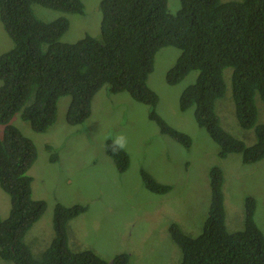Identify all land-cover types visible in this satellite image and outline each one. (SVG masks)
I'll use <instances>...</instances> for the list:
<instances>
[{
    "label": "trees",
    "instance_id": "16d2710c",
    "mask_svg": "<svg viewBox=\"0 0 264 264\" xmlns=\"http://www.w3.org/2000/svg\"><path fill=\"white\" fill-rule=\"evenodd\" d=\"M176 14L169 0H102L101 36L86 34L73 43L62 41L70 27L64 15L46 21L34 5L64 13L83 14L82 0H0V19L12 46L0 55V186L11 198L10 215H0V257L15 264H110L92 250L75 251L69 244V222L86 206L57 204L56 236L35 256L25 237L43 216L46 202L33 198L31 166L38 158L34 141L12 120L19 114L33 130L46 132L56 121L58 101L70 95V124H82L92 112L94 95L103 87L109 93L127 91L151 107L150 118L163 134L185 146L192 139L171 126L157 111L158 94L149 86L155 55L165 46L181 53L167 72L177 84L198 71L194 83L180 96V109L195 107V119L220 146L219 155L240 154L244 163L264 159V0H180ZM231 68L228 81L225 69ZM231 92L239 124L253 129L255 141L247 144L223 124L217 105ZM223 98V99H222ZM221 99V100H220ZM3 126V127H2ZM107 153L121 171L131 163L126 150ZM53 151L51 145L47 146ZM57 159L51 155V161ZM147 187L158 193L171 185L158 182L142 170ZM211 203L202 230L189 234L178 224L170 226L183 259L179 264H264V232L257 225L254 196L246 198L245 226L230 232L226 224L223 169H210ZM121 253L114 264H129Z\"/></svg>",
    "mask_w": 264,
    "mask_h": 264
},
{
    "label": "rangeland",
    "instance_id": "374dc122",
    "mask_svg": "<svg viewBox=\"0 0 264 264\" xmlns=\"http://www.w3.org/2000/svg\"><path fill=\"white\" fill-rule=\"evenodd\" d=\"M82 1L84 14L64 13L41 5H34L35 13L46 21L63 15L69 19L70 27L62 36L63 42H76L86 34L100 37L102 0ZM180 5V0H169L170 12L176 14ZM11 45L0 19V55ZM180 53L174 46L161 48L148 83L159 96L156 111L171 126L192 137L187 148L163 134L150 118L151 107L138 102L127 91L107 93L102 88L93 98L91 115L75 125L67 121L72 97L62 96L56 121L44 133L33 130L19 114L13 118L12 124L31 138L38 149V158L29 174L33 179V198L43 199L46 210L25 237L35 256H40L56 236L57 204H79L87 209L69 222V244L73 250H92L109 263L118 254L128 253L129 264H179L183 253L171 236L170 225L178 223L189 234L202 230L211 203L209 174L214 165L225 173L228 230L244 228L246 198L252 195L257 202L255 220L264 232V159L244 164L239 154L222 158L219 144L198 125L195 107L180 109L182 92L195 82L199 73L192 71L175 85L167 82V72ZM229 70L231 76V68L225 69V76ZM218 104L223 126L247 143H253L254 130L239 124L231 95L228 93ZM258 105L261 106L259 121H263L260 100ZM120 134L127 138L126 150L131 157L124 171L107 153L108 142ZM49 145L53 151L47 149ZM52 154L57 156L54 161ZM142 170L158 182L171 185V190L164 193L150 190ZM10 209L11 198L0 186V215L9 217ZM0 264L15 263L0 257Z\"/></svg>",
    "mask_w": 264,
    "mask_h": 264
},
{
    "label": "clouds",
    "instance_id": "9594fccd",
    "mask_svg": "<svg viewBox=\"0 0 264 264\" xmlns=\"http://www.w3.org/2000/svg\"><path fill=\"white\" fill-rule=\"evenodd\" d=\"M85 13V12H84ZM83 13V14H84ZM41 19V18H40ZM5 30V29H4ZM6 32V31H5ZM6 34H7V36H9L8 35V33L6 32ZM10 37V36H9ZM11 39V38H10ZM12 41V40H11ZM12 46V45H11ZM10 48V47H9ZM8 48V49H9ZM163 48V47H162ZM7 49V50H8ZM6 51V50H5ZM157 55H158V52L156 53V55H155V60H156V57H157ZM153 72V71H152ZM229 75H230V70H229V74H227V72H226V76H225V78H226V81H228V78H229ZM170 85H175V84H170ZM103 88H105V87H103ZM106 89V88H105ZM107 91V90H106ZM107 93H109L108 91H107ZM230 95H231V92H228ZM227 93V94H228ZM96 95V94H95ZM94 95V96H95ZM94 98V97H93ZM231 98H232V95H231ZM233 100V99H232ZM93 101V100H92ZM237 118V117H236ZM1 126V125H0ZM187 134V133H186ZM189 135V134H188ZM170 136V135H169ZM190 136V135H189ZM172 137V136H171ZM191 137V136H190ZM172 138H174V137H172ZM175 139V138H174ZM191 139H192V137H191ZM175 140H177V139H175ZM178 141V140H177ZM245 141V140H244ZM178 142H180V141H178ZM246 142V141H245ZM181 143V142H180ZM247 143V142H246ZM182 144V143H181ZM191 144H192V142H191ZM190 144V145H191ZM247 144H249V143H247ZM252 144V143H251ZM184 147H186L187 148V146H185L184 144H182ZM126 146H127V138L124 136V135H122V134H120V135H116L115 137H113L112 138V145H111V150L113 151V152H118V151H121V150H126ZM189 147V146H188ZM127 151V150H126ZM128 152V151H127ZM129 153V152H128ZM233 154H236V153H233ZM130 155V154H129ZM230 155V154H229ZM228 155V156H229ZM240 155V154H239ZM227 156V157H228ZM227 157H224V158H227ZM240 158H241V155H240ZM130 159H131V157H130ZM262 160V159H261ZM241 161H242V158H241ZM260 161V160H259ZM257 162V161H256ZM242 163H244L243 161H242ZM244 164H246V163H244ZM224 171V170H223ZM225 174V173H224ZM225 184V183H224ZM223 190H224V187H223ZM169 192V191H168ZM11 210V209H10ZM256 213V212H255ZM175 222H173V223H171V225L172 224H174ZM175 224H178V223H175ZM170 225V226H171ZM179 225V224H178ZM180 226V225H179ZM181 227V226H180ZM182 228V227H181ZM183 229V228H182ZM184 232H186V231H184ZM187 233V232H186ZM13 262V261H12Z\"/></svg>",
    "mask_w": 264,
    "mask_h": 264
},
{
    "label": "water",
    "instance_id": "95a60500",
    "mask_svg": "<svg viewBox=\"0 0 264 264\" xmlns=\"http://www.w3.org/2000/svg\"><path fill=\"white\" fill-rule=\"evenodd\" d=\"M110 264H114V263H113V260H111Z\"/></svg>",
    "mask_w": 264,
    "mask_h": 264
}]
</instances>
